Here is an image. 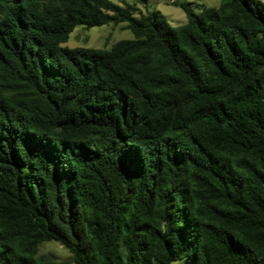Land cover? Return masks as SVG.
<instances>
[{
	"label": "trees",
	"instance_id": "obj_1",
	"mask_svg": "<svg viewBox=\"0 0 264 264\" xmlns=\"http://www.w3.org/2000/svg\"><path fill=\"white\" fill-rule=\"evenodd\" d=\"M146 1L0 0V264H264V3Z\"/></svg>",
	"mask_w": 264,
	"mask_h": 264
},
{
	"label": "rangeland",
	"instance_id": "obj_2",
	"mask_svg": "<svg viewBox=\"0 0 264 264\" xmlns=\"http://www.w3.org/2000/svg\"><path fill=\"white\" fill-rule=\"evenodd\" d=\"M116 3L119 0H114ZM131 3V0H125ZM221 0H147L145 4L139 5L137 13L157 12L161 19H164L172 27H178L186 22L184 11L177 5L183 2L196 14L200 13L205 7H218ZM264 3V0H260ZM124 24L117 26L102 25L85 27L77 25L69 34L68 40L62 44L63 47L85 48V49H110L112 45L121 40L133 39L132 33L124 29ZM37 257L53 264H73L70 254L59 243L54 241L44 242L39 245L36 253ZM171 264H190L188 259H180Z\"/></svg>",
	"mask_w": 264,
	"mask_h": 264
}]
</instances>
